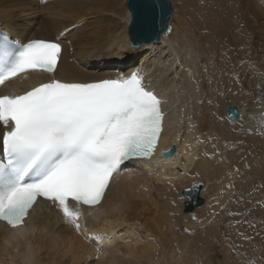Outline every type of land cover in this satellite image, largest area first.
<instances>
[{
    "label": "bare ground",
    "instance_id": "6f19581e",
    "mask_svg": "<svg viewBox=\"0 0 264 264\" xmlns=\"http://www.w3.org/2000/svg\"><path fill=\"white\" fill-rule=\"evenodd\" d=\"M194 7L193 25L135 49L127 0H0L1 26L14 38H62L59 78L140 69L167 101L169 120L158 156L131 163L112 184L102 214L87 221L90 233L106 239H82L44 206L22 237L0 226V264H216L224 241L227 251H240L238 264H264V132L249 119L264 110L254 103L264 96V0ZM200 40L214 50L201 52ZM235 105L243 119L232 123L228 108ZM173 147L178 154L163 156ZM190 173L206 180L210 197L195 214L176 217L169 202L176 211L182 205L178 190L194 186ZM195 235L204 236L202 246Z\"/></svg>",
    "mask_w": 264,
    "mask_h": 264
},
{
    "label": "snow or ice",
    "instance_id": "6c2138e0",
    "mask_svg": "<svg viewBox=\"0 0 264 264\" xmlns=\"http://www.w3.org/2000/svg\"><path fill=\"white\" fill-rule=\"evenodd\" d=\"M171 31L169 26L166 33ZM63 51L60 36L32 39L15 49H9L7 36L0 43V226L22 237L47 206L84 239L102 241L107 237L90 233L87 221L102 214L126 162L153 161L167 101L140 69L61 79ZM31 76L40 79L13 90ZM254 103L264 106V96ZM238 117L243 119L238 109L229 111L232 123ZM249 119L264 132V110ZM172 153L167 149L164 155Z\"/></svg>",
    "mask_w": 264,
    "mask_h": 264
},
{
    "label": "water",
    "instance_id": "95a60500",
    "mask_svg": "<svg viewBox=\"0 0 264 264\" xmlns=\"http://www.w3.org/2000/svg\"><path fill=\"white\" fill-rule=\"evenodd\" d=\"M127 6L132 15L129 37L133 48L161 42L167 28L171 27L174 17L172 2L170 0H127ZM231 109L239 110L237 106H230L228 115ZM172 149V156H174L177 149L175 147ZM203 188V184H198L182 192L184 197L190 199L185 203V212L191 213L205 204V199L201 197Z\"/></svg>",
    "mask_w": 264,
    "mask_h": 264
},
{
    "label": "rangeland",
    "instance_id": "374dc122",
    "mask_svg": "<svg viewBox=\"0 0 264 264\" xmlns=\"http://www.w3.org/2000/svg\"><path fill=\"white\" fill-rule=\"evenodd\" d=\"M173 4V7H174V17L172 19V22H171V29L172 33H175V31L177 30H180L182 25L184 26L185 22L187 21H190L193 25V17L194 16H197V13L195 14V9L193 8H196L194 6L196 5H202V7L204 6V3H205V0H170ZM192 3V4H191ZM188 5V6H187ZM190 5V6H189ZM187 6V7H186ZM194 11V12H193ZM194 15H192V14ZM201 15V14H199ZM180 16V18H179ZM188 16V17H187ZM191 16V18H190ZM182 17V18H181ZM185 18V20H184ZM188 18V19H187ZM195 18V17H194ZM187 19V20H186ZM177 20H182L181 22L183 24H180L181 22L177 21ZM184 21V22H183ZM179 25V26H178ZM191 25V26H192ZM199 50L204 51V50H214V45L212 43H208L206 41H203V40H200L199 42ZM213 46V47H212ZM204 49V50H203ZM236 106V105H235ZM191 176V177H190ZM194 176V177H193ZM192 176V173L189 174V179H193L194 181L189 185L190 187L193 186V185H196L197 184H203L204 185V192H203V198L205 199V204H204V208L206 207L207 203H208V198L210 197V191L208 189V183L206 182V180L202 179L200 181H197L196 180V176L195 174ZM193 177V178H192ZM189 188L188 186L186 187H182L178 190V198L179 201H181L182 205H179V209H177L176 211V205H172V201H170V206H173V209H174V213H171V214H174L176 217H181L182 214H185V203L189 201L188 198L184 197L182 195V192ZM184 189V190H183ZM178 208V207H177ZM204 208H201V209H204ZM169 209H171L172 211V208L169 207ZM199 211V209H198ZM201 211V210H200ZM195 214L196 211L192 212V214ZM214 213V212H213ZM191 214V213H190ZM174 215H172V217H175ZM230 217H232V215H229ZM229 234V233H227ZM226 232H225V240L227 241L229 238H230V235H227ZM184 235V234H183ZM185 236V235H184ZM183 236V237H184ZM196 242L199 241V246H202L203 245V241H204V236L203 235H200L199 237L196 236ZM224 244L226 245H221V244H218L216 250H217V254L215 255V263L216 264H238L240 261H241V257L239 256L240 254V251L232 248L230 251H227L225 248H227V243L224 241ZM231 247V246H230ZM207 262V261H206ZM205 262V263H206ZM200 264V263H199ZM208 264V263H206Z\"/></svg>",
    "mask_w": 264,
    "mask_h": 264
}]
</instances>
